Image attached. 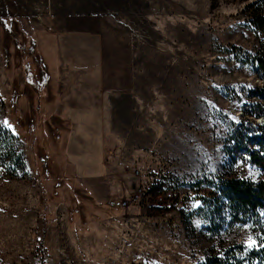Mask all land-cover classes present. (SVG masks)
Here are the masks:
<instances>
[{
  "label": "rangeland",
  "instance_id": "rangeland-1",
  "mask_svg": "<svg viewBox=\"0 0 264 264\" xmlns=\"http://www.w3.org/2000/svg\"><path fill=\"white\" fill-rule=\"evenodd\" d=\"M263 13L264 0H0V264H203L252 243L215 185L264 181L237 146L264 123L246 113L264 79L243 60L264 56Z\"/></svg>",
  "mask_w": 264,
  "mask_h": 264
},
{
  "label": "trees",
  "instance_id": "trees-1",
  "mask_svg": "<svg viewBox=\"0 0 264 264\" xmlns=\"http://www.w3.org/2000/svg\"><path fill=\"white\" fill-rule=\"evenodd\" d=\"M256 20H258V27L264 29V13L259 14ZM243 60L252 65L259 78L264 79L263 55L246 53ZM255 92L259 99L264 100V84L260 88L255 87ZM249 105L247 114L253 117L264 116V103L254 101ZM246 128L250 131L244 130V135L237 143L238 149L246 152L251 162L264 168V123L249 122ZM254 145L257 148H254ZM215 189L218 192L220 206L225 204L231 212V222L253 227L255 235L252 243L234 244L228 247L224 254L214 255L203 264H264V181L227 178L219 185H215Z\"/></svg>",
  "mask_w": 264,
  "mask_h": 264
},
{
  "label": "built area",
  "instance_id": "built-area-1",
  "mask_svg": "<svg viewBox=\"0 0 264 264\" xmlns=\"http://www.w3.org/2000/svg\"><path fill=\"white\" fill-rule=\"evenodd\" d=\"M144 187L141 182H138L137 185L133 187L130 193H128L126 196H123V198L120 201V206H128L132 203H137L138 200L142 198L144 195Z\"/></svg>",
  "mask_w": 264,
  "mask_h": 264
},
{
  "label": "crops",
  "instance_id": "crops-1",
  "mask_svg": "<svg viewBox=\"0 0 264 264\" xmlns=\"http://www.w3.org/2000/svg\"><path fill=\"white\" fill-rule=\"evenodd\" d=\"M59 76H60V75H59ZM58 78H59V77H58ZM58 78H57V79H58ZM57 83L59 84L58 81H57ZM70 87H71V85H70ZM60 88H61L60 85H58V89H60ZM81 97H83V94H82V95H78V94H77L76 97H75V98H76L75 101H76V100H79ZM60 110H61V109H60Z\"/></svg>",
  "mask_w": 264,
  "mask_h": 264
}]
</instances>
